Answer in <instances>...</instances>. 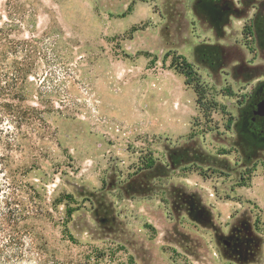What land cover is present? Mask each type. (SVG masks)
I'll use <instances>...</instances> for the list:
<instances>
[{"label":"rangeland","instance_id":"rangeland-1","mask_svg":"<svg viewBox=\"0 0 264 264\" xmlns=\"http://www.w3.org/2000/svg\"><path fill=\"white\" fill-rule=\"evenodd\" d=\"M5 24L44 111L11 154L43 264H264V127L247 115L264 0H0Z\"/></svg>","mask_w":264,"mask_h":264},{"label":"trees","instance_id":"trees-1","mask_svg":"<svg viewBox=\"0 0 264 264\" xmlns=\"http://www.w3.org/2000/svg\"><path fill=\"white\" fill-rule=\"evenodd\" d=\"M25 43L11 37V26H0V264H43L42 248L34 220L41 215L31 199L20 196L21 185L15 181L11 154L26 137L24 128L45 126L42 109L28 104L29 92L25 88L32 69V50ZM23 57H21V54ZM173 65L188 81H195L197 101L204 88L199 84L193 67L183 57L172 59ZM255 97L248 110L251 130L261 131L263 123L251 121ZM263 131V130H262Z\"/></svg>","mask_w":264,"mask_h":264},{"label":"water","instance_id":"water-1","mask_svg":"<svg viewBox=\"0 0 264 264\" xmlns=\"http://www.w3.org/2000/svg\"><path fill=\"white\" fill-rule=\"evenodd\" d=\"M254 115L264 117V100H260L256 103Z\"/></svg>","mask_w":264,"mask_h":264},{"label":"flooded vegetation","instance_id":"flooded-vegetation-1","mask_svg":"<svg viewBox=\"0 0 264 264\" xmlns=\"http://www.w3.org/2000/svg\"><path fill=\"white\" fill-rule=\"evenodd\" d=\"M255 108H256V104H255ZM254 110H253V112H254ZM255 118L259 119L261 121V123H263V127H264V118L263 117H260V116H257V115H254V117L251 118V121H254Z\"/></svg>","mask_w":264,"mask_h":264}]
</instances>
